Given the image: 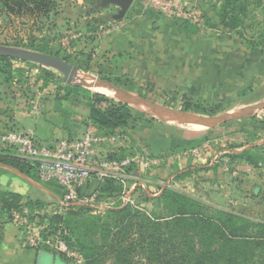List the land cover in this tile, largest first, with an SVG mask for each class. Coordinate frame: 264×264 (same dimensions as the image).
<instances>
[{"label": "rangeland", "instance_id": "374dc122", "mask_svg": "<svg viewBox=\"0 0 264 264\" xmlns=\"http://www.w3.org/2000/svg\"><path fill=\"white\" fill-rule=\"evenodd\" d=\"M172 1L170 9L161 12L147 5L143 0H134L130 10L126 12V17H129L130 23L139 15L149 19L142 18L146 21H142L141 30L151 31L152 29L157 34V41L160 38H165L167 34L176 33H193L202 40L212 38L215 42L219 41L220 47L226 50L224 57L228 62L225 71L227 76L225 75V77L230 85L227 88L226 86L216 87L217 85L210 88L213 95H209L205 91L201 92V90L195 95L196 97L204 95L206 103L215 107L211 113L213 115L223 112H242L241 117L208 128L204 125L152 112L144 104H140L134 99L127 101L106 85L103 87L80 86L78 83L81 81L76 77L72 79L74 83L69 84L65 82L63 74L52 67L11 57V59L0 63V66L6 70V73H0V94L2 98L7 99L13 94L19 93L21 97L27 99L28 106L33 105L34 107L36 105V108H33L35 112L43 105L46 96H52L56 93L58 97L66 96L67 90H70V85L86 88L91 92L99 91L112 95L115 100L129 104L138 116H147L144 118L148 121L149 117L152 118L149 123L139 122L138 125L141 128L138 130L134 128V131H124L126 135L118 140L117 146H120L116 148L118 155L121 154L120 156L135 155L144 149H147L148 153L151 154L140 136L146 132H152L150 129L158 128L160 131H169V134H174L172 135L173 140L168 138L169 148L164 150L162 160L163 158H171V161H175L189 154L188 149L195 155L193 150L202 148L206 140L212 141L210 145L212 147L211 152L209 147H205V150L208 151L207 160L203 159L202 161L205 162L204 164H208L211 157H214L210 165L214 169L217 167L230 168L228 164L234 162L232 161L234 160V153L244 149H249L258 159L253 164L237 159L238 161L234 162L235 165H232L236 172L238 170L241 172L238 175L235 174L237 183H234L231 172L227 171L217 186L212 182L214 178L206 177L202 169L199 172L196 170L181 171L175 166L167 172L163 179L154 177L158 164L153 172L143 174L144 178L147 179L146 189H140L139 194L134 192L136 196L132 198V202L124 203L121 199L122 193L120 191L119 193L115 192L109 197L100 198L93 204H85L94 206L93 214H103L108 208H119L127 205L132 209L152 210L156 207L154 198L163 189L168 188L187 194L212 207L222 205L231 212H238V214H244L243 216L250 217L255 221L264 222V109L255 111L250 109L264 101V0H230L233 3L230 7L234 6L235 8L232 16H237L242 21V25L238 29L242 34L241 36L222 24L223 7L227 0ZM95 3L96 0H56L54 10L43 17L41 21L35 22L29 16L17 17L2 12L0 15V46L15 50L25 49L48 54L57 53L60 58L68 61L69 55L83 52L80 51L83 49L78 50L76 47L75 40L78 37L74 38L75 35H80V28L84 25L80 19L84 20L86 17V21L90 23L89 17L93 14L98 16L101 13V16H109L117 12L118 7L113 5L95 9ZM150 45H154V43H149L146 50L139 51L143 54L138 57L140 61L135 63L137 66H140V63L145 60H150V66H154L155 54H151ZM29 46L34 49L29 48ZM93 49L92 47L87 50H90L91 53V51L95 52ZM71 56L69 63L76 66L80 77L87 82L93 79L102 80L113 85L115 89L128 91L134 96L149 98L192 116L208 115L196 107L188 109L183 107L185 97L191 95L185 90L186 88L171 86L169 82L161 84L153 79L133 75L128 71L125 72L124 70L127 69L126 62L124 63L122 60H101L103 56H93L89 63L84 62L80 65ZM121 65L125 66V69H122ZM254 66H262L263 72L259 73L261 74L260 77L252 82V79L247 76H250ZM99 68L109 69L107 72L110 73L106 74L104 71L100 73L97 71ZM239 70L246 77L243 81L240 79L236 83L230 82V80L236 81L238 79L235 75L239 74ZM244 91L245 93L241 95ZM76 95L83 96V91L76 93ZM146 104L148 105L149 102ZM150 126L152 127L150 128ZM162 127L170 128V130H161ZM175 145H180L182 149L176 150L175 148L178 146ZM0 149H6V147ZM209 152L210 154H208ZM202 157L203 154L197 158L201 160ZM246 165L250 168L248 172L245 169ZM256 173L258 175L253 179L252 177ZM225 181H227L228 187L230 183H234L230 190L227 187V191H229L226 195L227 198L238 200V204L243 202L242 206L247 205L245 209L241 210L242 212L231 203L217 201L216 193L224 192L222 188L225 187ZM256 187L258 190L255 192ZM240 188L242 193H245L243 197L246 199L238 198L237 190ZM71 204L61 207L57 201L53 200L48 205L34 206L33 208L21 207L15 212L7 214V217L15 219L13 224L19 231L21 245L26 249H48L57 254L63 264H86L81 252L67 246L65 236L68 232L64 224L57 223L53 218V216H62L72 210L75 203ZM11 214L12 217H9ZM62 244L65 245V249L61 248ZM257 253L264 256V252L258 251Z\"/></svg>", "mask_w": 264, "mask_h": 264}, {"label": "trees", "instance_id": "16d2710c", "mask_svg": "<svg viewBox=\"0 0 264 264\" xmlns=\"http://www.w3.org/2000/svg\"><path fill=\"white\" fill-rule=\"evenodd\" d=\"M55 1L0 0V15L6 12L17 17L29 16L34 22L41 21L54 10ZM231 3L230 0L224 3L222 24L241 36L238 29L242 21L232 16L235 8L230 7ZM71 57L80 65L91 61L84 53H74ZM9 59L0 55V63ZM108 70L99 68L97 71L109 74ZM0 73H6L1 66ZM239 74L241 78L246 77L244 73ZM69 89L63 98L83 91L90 107L89 122L100 133L138 130L141 128L139 122L149 123L152 119L149 117L148 121L147 116H138L129 104L104 92H91L73 85ZM190 94L184 99L185 109L196 107L206 114L214 111L215 107L206 103L204 96L195 98L193 92ZM120 155L117 151L110 154L112 157ZM233 158L249 164L258 160L249 149L234 153ZM0 163L37 179L30 161L15 156L10 148L0 149ZM119 191L120 187L106 178L98 187V197H109ZM154 200L156 207L152 210L132 209L127 205L108 208L103 214H93L94 206L73 204L72 210L53 218L64 224L68 232L65 236L67 246L81 252L86 264H264V256L257 253L264 252V222L212 207L168 188ZM23 204L29 208L44 205L32 200L22 203L21 195L14 192L1 193V210H17Z\"/></svg>", "mask_w": 264, "mask_h": 264}, {"label": "crops", "instance_id": "0c3cea01", "mask_svg": "<svg viewBox=\"0 0 264 264\" xmlns=\"http://www.w3.org/2000/svg\"><path fill=\"white\" fill-rule=\"evenodd\" d=\"M101 15L100 13L98 16L94 14L90 16V23L86 21V17L84 20L80 19L84 25L80 28V35L78 34L74 37H78L75 40L77 49H83L80 50L83 51L81 53L90 55V59L93 56H103L102 58L109 60H122V62H126L127 69L124 70L125 72L128 71L133 75L153 79L161 84L169 82L174 87L182 86L189 93L193 92L194 94L201 90V92L205 91L209 95H213L210 92V88L216 85L222 87L230 85L225 77V75L227 76L225 71L227 70L228 62L226 57H224L226 50L220 47L219 41L215 42L212 38L202 40L193 33L167 34L165 38H160L157 41V34L152 29L151 31L141 30L142 21H146L142 18L147 19L142 15L136 16L132 23H130V19L126 17V14L120 20L113 19L112 14L109 16ZM149 43H154V45H150L151 54H155L154 66H150V60L142 61L140 66H137L135 63L140 61L138 57L143 54V52L140 53L139 51L146 50ZM92 47L95 52L91 51L90 53V50L87 49ZM123 65H121L122 69H125ZM252 69L254 70L249 77L253 82L254 79L260 77L261 74L259 73L263 71L262 66L261 69L259 66H254ZM222 70L224 71L219 72ZM235 77L238 79L236 81L230 80V82L234 81L236 83L240 79L242 81L244 79L240 77V74H236ZM29 102L33 103L32 101ZM39 108L35 112L33 105L28 106L27 99L21 97L19 93L13 94L7 99L2 98L0 94V133L9 129H29L33 132L37 142L50 144L59 138H78L88 128H93L89 122L90 107L82 95L78 96L74 93L63 98L58 97L56 93L52 96H46L45 102ZM93 129V131L100 133L95 128ZM150 130L152 132L141 134L142 137L140 136V138L153 156L162 159L164 150L169 148V144H167L168 138L173 140L172 135L174 134H169V131H160L158 128ZM161 130H170V128L162 127ZM107 134H117L119 136L118 140L126 135L124 131L119 133L110 131ZM204 142H208L207 147H209L211 152L212 146L210 147V145L212 141L206 140ZM117 144L115 148L120 146H117ZM175 146H178V148H175L178 151L182 149L180 145ZM242 147L240 148L242 149ZM188 151L189 154L178 159L175 158V161H171V158H163L155 170L154 177L163 179L167 172L176 166L181 171L196 170L199 172L202 169L206 177L214 178L211 181L216 186L228 171L231 172L234 183H237L235 177L241 172L239 170L236 172L232 166L235 165V161H238L237 159L232 160L234 162L228 164L230 168L217 167L214 169L210 166L214 157H211V161L208 164H204L205 162L202 161L206 159L207 150L204 149L201 160L193 155L189 149ZM245 169L247 172L250 171L248 165H246ZM257 175L256 173L252 178L255 179ZM234 183H230L228 187L227 181H225V187L222 188L224 192L216 193L217 201L231 203L241 211L247 205L242 206L243 202L238 204V200H229L226 196L229 193L227 187L230 190L231 186L233 188ZM97 186V182L93 181L83 189V193H90ZM220 186L222 185L220 184ZM257 190L258 187L254 189L255 192ZM4 192H14L21 195L22 203L32 200L39 201L44 205H48L53 200L57 201L62 193L61 189L52 183L40 182L38 179L29 177L10 165L0 163V198L1 193ZM244 194L241 188L237 190L238 198H241V200L246 199L243 197ZM21 207L28 206L23 204ZM215 207L228 210L222 205H215ZM13 211L15 212V210L7 212L0 208V264H63L59 256L48 249H26L21 245L19 231L13 224L15 219L7 217V214ZM9 217H12V214Z\"/></svg>", "mask_w": 264, "mask_h": 264}, {"label": "built area", "instance_id": "2783aa9c", "mask_svg": "<svg viewBox=\"0 0 264 264\" xmlns=\"http://www.w3.org/2000/svg\"><path fill=\"white\" fill-rule=\"evenodd\" d=\"M143 1L161 12L169 10L173 3L172 0ZM93 130L88 128L78 138H59L53 143L41 144L29 129H9L0 133V148H10L15 156L30 161L40 182L60 188L62 193L57 202L61 207L71 203L93 204L100 199L98 187L106 178L120 187L124 203L132 202L140 189H146L147 179L143 174L153 172L162 159L149 154L147 149L135 155L112 157L110 154L117 151L119 136ZM207 145L208 142L193 150L196 157L203 154ZM93 181L98 186L84 194L83 189ZM61 248L65 249V245Z\"/></svg>", "mask_w": 264, "mask_h": 264}, {"label": "water", "instance_id": "95a60500", "mask_svg": "<svg viewBox=\"0 0 264 264\" xmlns=\"http://www.w3.org/2000/svg\"><path fill=\"white\" fill-rule=\"evenodd\" d=\"M133 1L134 0H96L94 8L95 9L105 8L110 5L116 6L118 7V9H117V12L112 15V18L115 20H120L125 16L127 10L129 9ZM0 55L8 56L11 58H16L20 60L31 61V62H35V63H39L42 65L52 67L58 70L59 72H61L64 76L65 82L69 84L74 83L72 79L76 77L77 79L81 81L80 83H78V85L80 86L95 87V86L106 85L108 88L116 92V94H119L123 96V98L127 99V101L134 99L138 101L140 104H144L152 112L174 117L182 121L204 125L208 128H213L220 123L234 120L242 116V112H234V113L223 112V113L215 114V115L192 116V115L187 114L184 111L182 112L171 106L158 103L149 98L146 99L145 97H142V96H134L128 91L115 89L113 85L109 83H105L102 80L93 79L90 82L89 81L87 82L83 78L80 77V73L78 70H76V66L70 64L64 58H60L57 55V53L48 54V53L38 52L34 50H25V49L15 50L13 48L0 46ZM147 102H149L148 105L146 104ZM250 109L251 111L264 109V101L252 106Z\"/></svg>", "mask_w": 264, "mask_h": 264}, {"label": "flooded vegetation", "instance_id": "af4514ba", "mask_svg": "<svg viewBox=\"0 0 264 264\" xmlns=\"http://www.w3.org/2000/svg\"><path fill=\"white\" fill-rule=\"evenodd\" d=\"M209 115V114H208ZM210 115H213V114H210Z\"/></svg>", "mask_w": 264, "mask_h": 264}, {"label": "bare ground", "instance_id": "6f19581e", "mask_svg": "<svg viewBox=\"0 0 264 264\" xmlns=\"http://www.w3.org/2000/svg\"><path fill=\"white\" fill-rule=\"evenodd\" d=\"M121 97H123V96H121Z\"/></svg>", "mask_w": 264, "mask_h": 264}]
</instances>
